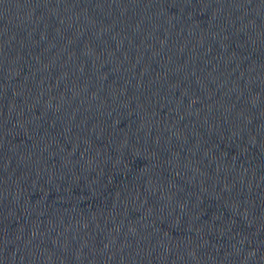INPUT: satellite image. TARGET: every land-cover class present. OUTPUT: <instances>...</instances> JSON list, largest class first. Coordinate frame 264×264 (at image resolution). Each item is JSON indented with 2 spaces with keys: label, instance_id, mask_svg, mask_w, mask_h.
<instances>
[{
  "label": "water",
  "instance_id": "obj_1",
  "mask_svg": "<svg viewBox=\"0 0 264 264\" xmlns=\"http://www.w3.org/2000/svg\"><path fill=\"white\" fill-rule=\"evenodd\" d=\"M0 264H264V0H0Z\"/></svg>",
  "mask_w": 264,
  "mask_h": 264
}]
</instances>
